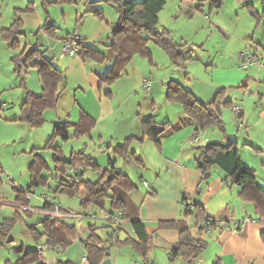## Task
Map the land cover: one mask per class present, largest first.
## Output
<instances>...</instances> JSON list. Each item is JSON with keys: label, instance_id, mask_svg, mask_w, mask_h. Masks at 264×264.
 <instances>
[{"label": "rangeland", "instance_id": "374dc122", "mask_svg": "<svg viewBox=\"0 0 264 264\" xmlns=\"http://www.w3.org/2000/svg\"><path fill=\"white\" fill-rule=\"evenodd\" d=\"M133 1L139 2L143 0ZM251 1L254 3L255 9L259 10L263 16L261 22L244 6L243 0H224L221 8H212L207 2L202 6L200 4L201 0H167L160 12L158 28L166 27L170 29L174 38L183 44V54L187 58L184 65L175 64L162 48L151 42L149 47L153 51L157 65H153L154 69L151 68L153 70L152 75L148 67L145 68L148 73L146 78L152 82L150 94L145 92L143 86V88H139L138 84L141 76L138 77L137 75L134 79L131 75L128 81H122L130 83L128 86L130 89L132 88L133 93L125 109L116 110L119 112H115L114 116L107 115L103 118L92 138H73L68 141L58 138L55 141V145L60 144L63 146L64 154L67 158L70 157L72 151H79L84 148L89 155H93L102 165L107 163L108 156L117 158L118 168L127 173L133 183L141 186L145 180L149 181L146 153L151 148H155V145L152 141L147 139L141 141L138 138L141 134L140 119L147 117L149 113H155L156 118L164 122L166 120L165 117H167V109L173 108V111H176L167 99V87L164 86L163 82L177 79L186 87L190 86L191 83H195L198 87L204 88L203 82L209 84L204 79L213 78V84H216L215 88L226 87V98L233 99L238 106L246 105L249 111L252 112V108L256 104H260L262 100L260 94L264 93V6L262 0ZM90 6L89 0H0V19H5L10 25L19 19L24 30L20 39V47L12 48L9 45L8 47L0 45V97H4V99L7 97L8 115L12 113L20 114L21 101L19 97L24 94L22 87L19 85L14 87V84H12L17 77L11 60L13 55L23 50L28 51L35 44H38L42 53L47 50V54L54 57L55 62L61 65L67 74L66 93L56 107L45 110L42 125L33 127L26 121L16 122L0 118V192L3 198L8 199L7 216L15 215L16 207L11 204L17 200L18 196L15 186L27 189L31 183L28 166L31 161L29 156L33 155L31 150L37 148L38 152L53 167L54 151L47 148L46 144L53 135L55 123L61 121L59 120L60 116L64 118L62 121H66L65 119H70L72 122L79 121V105L73 106L77 97L75 96V91L79 85L85 87L88 91L87 94L83 93V96H85L87 103L90 104L91 110L101 106L98 96L99 90L102 98L109 100L114 106L127 99L124 91L118 93L114 87L112 89L115 90L116 96L106 95L105 91L109 88L108 83H103L100 86V83L95 81V93L91 91L90 80L85 73H82L84 71L83 68L79 70L80 74L77 69H68L67 62L74 58L62 57V49L55 47L58 40H60V36L65 35L68 31L71 34L79 33L80 31H76V28H88L94 20L95 22H100L102 26H107V21H116L120 15L118 2H107L105 0L98 2L97 7L104 11L105 20L95 16L91 17L90 15L93 14L85 13ZM46 20H50L51 23L45 27L44 23ZM2 42L5 44L0 31V44ZM26 45L27 49L25 48ZM103 51L106 56L110 57L112 55L111 51L104 47ZM242 51L255 53L259 58V63L249 69H240ZM75 59L78 62H82L80 57ZM93 62H97L100 65L102 62H108V57L104 61L92 58L90 63ZM89 67L91 68L90 64ZM27 75L30 89L36 91V87L40 86L38 71L35 69ZM123 76L125 78L128 77L126 73ZM79 80L80 82H78ZM7 83L13 86H7ZM246 83H248L247 87H245ZM213 84L209 85L213 86ZM134 89L139 91L137 96L134 95ZM40 90L41 86L38 91ZM206 95L208 96V94ZM80 96L82 95H78V97ZM154 98L158 105L153 106L150 112V104ZM139 103H142V106ZM174 106L178 108V105ZM138 113H140L139 116ZM231 116L238 118V121L232 123L230 120ZM173 119L175 120L174 122H178L181 118L178 114H174ZM223 121L226 131L228 125L229 128L233 127L235 129L233 131L236 132L237 123L241 119L239 121L238 115L231 109V106H225L223 107ZM204 130L221 134V130L217 126H208ZM203 133L202 130V137L205 135ZM99 134H103V137L100 138ZM128 138H131L129 141L131 151L135 149L136 153L130 154L126 158L116 157L113 148L110 147L111 143L114 146ZM195 147L196 145L193 146L196 150ZM136 156L143 158L145 167L136 161ZM43 172L47 176L51 174L47 169H44ZM258 173L260 175V170L258 172L256 170V175ZM97 176V172L92 171V169L85 173L86 179H96ZM57 184L58 181L50 177L48 186L40 185L31 189L33 193H27V198L31 194L29 204L42 206L44 200L41 194L44 192L52 193L51 190ZM50 185L52 188L49 187ZM52 194L55 196L54 192ZM58 195L57 199L61 201L64 209L83 213L84 205L81 203L83 198L78 194L61 193ZM107 204L109 203L107 202ZM30 208L32 207L30 206ZM99 210L100 208L97 209V211ZM20 211L22 214L16 217L10 234L4 242H0L1 264H5L7 261L16 262L26 251L36 249L40 251V244L46 246L42 250L41 255L47 264H88V262L84 261V258L88 257L87 249L81 239L84 241L89 239L91 235L89 225L94 224V219L89 217L82 219L79 217L66 218L68 224L77 227V238L69 245L58 243L53 247L50 246L51 243L47 245L46 236L38 237L37 232H32L31 228L34 225L38 228V231L42 232L44 230L42 219H44L45 214L34 212V215H28L25 210ZM96 222H98L97 235L103 240L109 238L108 232L111 229L106 226V222L102 219H98V221L96 219ZM205 237L208 238L207 235ZM8 238H11L9 242H7ZM211 251L212 248L207 247L203 253H207V257L211 259ZM113 252H116L115 248H113ZM197 262L196 264H199Z\"/></svg>", "mask_w": 264, "mask_h": 264}, {"label": "trees", "instance_id": "16d2710c", "mask_svg": "<svg viewBox=\"0 0 264 264\" xmlns=\"http://www.w3.org/2000/svg\"><path fill=\"white\" fill-rule=\"evenodd\" d=\"M101 0L90 1L91 6L85 13L93 14L101 20H105L104 11L97 7ZM107 2H118L120 6V15L112 23L107 46L115 54V59L111 68L100 78V86L103 83L111 84L122 74L126 66L132 61L135 55H142L147 58L152 57V51L149 47L151 42L162 48L177 65H184L187 58L183 54V44L179 43L173 36L170 29L164 27L158 28L160 12L164 8L167 0H143L134 2L133 0H105ZM202 4L209 3L210 7L221 8L224 0H201ZM251 14L262 21L263 16L251 0H243ZM264 6V0H262ZM46 20L44 26L50 24ZM24 33L22 23L15 20L9 27L3 28L1 34L5 42L12 48L20 47V37ZM83 36V35H82ZM84 38V37H83ZM27 49V45L25 46ZM78 55L83 58H94L104 61L106 55L100 50L91 46H85L84 40ZM14 64V71L19 77V84L26 90V96L21 105V116L19 120L30 123L33 127L40 126L44 122V112L47 109L54 108L59 104L61 94L66 87V75L62 69L57 67L52 59L43 57L40 45L35 44L30 50H23L11 57ZM37 69L42 84L40 93L27 89L26 75L29 66ZM63 84V89L61 88ZM167 99L172 103H179L185 111V120L193 121L197 124V131L204 130L208 126H217L226 134V128L223 121V107L231 106L232 101L226 98V87H221L215 95L209 100L200 99L195 93L177 79H171L166 83ZM106 95H111L107 91ZM96 126V120L87 112H83L79 121H59L55 123L53 135L48 140L46 147L54 151L53 163L51 167L47 160L33 148L31 153L34 155L29 165L31 183L29 188H19L17 200L22 202L23 207L28 210L29 200L27 193L31 189L40 185L48 186L50 177L56 179L59 183L55 188L57 192L61 186L68 188V193L77 194L80 190L86 194L82 200L85 206L93 205L103 210L110 208L122 210V219L129 220L139 238L138 246L144 253L150 246V233L147 230L145 222L139 217L137 205L130 196V192L136 187L129 175L117 166V158L109 156L108 166L101 167L95 161L92 155L83 150L72 151L69 158L64 156L63 147L55 145L56 139L68 141L73 138H82L92 134ZM141 135L138 137L141 141L145 139L152 140L155 145L161 149V138L165 136L171 128L170 121L158 122L152 116L140 119ZM227 135V134H226ZM132 138V137H131ZM131 138L116 144L114 154L116 157L126 158L131 153L129 141ZM133 153V152H132ZM136 161L143 165L141 157L136 156ZM197 166L204 172H209L214 166L220 167L225 173V177L230 184L241 187L240 196L246 201L255 205V209L260 219H264V188L258 183L255 168L247 165L242 160L239 143L235 140L225 142L214 141L200 146V154L197 158ZM44 169L50 172V176H44ZM92 169L98 173L95 180L86 179L85 173ZM185 198L183 199L184 202ZM185 204V218L183 220H162L159 223L161 228H178L179 240L173 246L170 255L172 259L183 258L187 264H193L194 260L200 257L208 246V241L201 236L205 232L204 225L213 229L217 226V219L206 214L205 207L198 201H192L190 205ZM50 209L52 206L44 202L42 209ZM114 210V211H115ZM113 212V210H111ZM18 215L8 217L0 222V238L4 242L10 234L12 226ZM195 220L194 225L188 224L189 217ZM44 230L38 231L36 226H31L32 232H37L38 237L46 236L47 243L53 241H64L71 244L78 235V229L75 225H70L65 221L58 219L51 214H45L42 219ZM202 222V223H201ZM115 230L120 227L119 224L109 222ZM92 226V225H91ZM197 229L199 234H194L193 229ZM264 240V231L262 232ZM88 257V264H101L106 257V251L111 250L109 239L101 240V237L92 233L89 239L84 241ZM118 244V240L116 242ZM47 264L42 258L39 250L26 251L16 262L7 261L5 264ZM213 264H222L220 260Z\"/></svg>", "mask_w": 264, "mask_h": 264}, {"label": "crops", "instance_id": "0c3cea01", "mask_svg": "<svg viewBox=\"0 0 264 264\" xmlns=\"http://www.w3.org/2000/svg\"><path fill=\"white\" fill-rule=\"evenodd\" d=\"M90 1L91 0H89V3ZM200 4L202 6L205 5L202 4V2ZM83 16H87V15H83ZM90 16L94 17L93 15ZM114 22L115 21L112 22L107 21L108 25L102 26L100 22H95L94 20L91 22V25L88 28L83 27V29L82 28L75 29L78 32L79 31L82 32L79 33L82 34L84 37L85 46H91L93 48H96L106 55V53L103 51V47H104L105 49L110 50L112 53L110 57L108 55L106 56L108 57V62L105 63L102 62L100 65L97 64V62L90 63V60H92V58L90 57L83 58L82 55L70 57L74 59L67 62L68 69H77V72L79 74L81 73L79 72V70L83 68L84 71L82 73H85L88 76L91 85L90 90L93 92L95 90L94 89L95 81H98V83H100V78L104 76L107 73V71L111 68L115 59V54L107 46L109 42L108 38L110 35L111 25ZM9 26H10L9 22H6L5 19L3 20L0 19V31L3 28ZM69 34H71L70 31H68L65 35L60 36V40H58L55 47L62 49L63 39ZM21 38L22 37H20V39ZM0 45L2 47L5 46L8 47L7 42H5V44H3L2 42ZM43 57L47 59H52L54 64L60 69H62V66L59 65L57 62H55L54 57H51L50 55L47 54V50L43 51ZM79 57L82 59L81 60L82 62H78L77 59H75ZM89 64L91 65V68L89 67ZM153 65H157L153 53L151 58L144 57L140 54L135 55L132 61L126 66L124 70V74L126 73L128 77L125 78L122 74L117 81L115 80L113 83L108 84L109 88L108 90L105 91V93L107 91H111V96L115 97L116 96L115 90H117L118 93L124 91L127 96V99L124 102L118 103L115 106L112 102H109V100L103 99L101 96L102 95L101 91L99 90L98 96L101 101V106L97 107L94 110H91V108L89 107L90 104L87 103V101L85 100V96H83L84 95L83 93L86 94L88 93L87 89L85 87H81V85H79V87L76 88L75 96L77 97L75 99L73 106H77V104L79 105L78 106L79 108L78 110L80 112L79 119L82 113L85 111L96 120V126L93 129L92 134L86 137L92 138L93 133L97 132L96 128L99 126L103 118H105L107 115L114 116L117 112H119L116 110L125 109L126 104L131 100L133 93H132V88L130 89V87L128 86L130 83L129 84L128 82L124 83L122 81H128L131 75L135 79L136 76L138 75V77L141 76L138 86L139 88H143L142 87L143 81L147 76L146 74H148L145 68L148 67L149 72L152 75L153 70H151V68L154 69ZM35 69L36 68L33 67L32 65L29 66L27 74L31 73ZM63 72L65 73L67 78L66 71L63 70ZM15 73L17 77L15 78L14 83H12L14 84V87L18 85L20 86L18 74L17 72ZM26 80H27V89L34 91L30 89L28 77H26ZM204 81L209 84H213V78L204 79ZM78 82H80V80ZM167 82H163L165 87H166L165 84ZM12 84L7 83L6 85L12 87L13 86ZM202 84L204 88L198 87L197 85H195V83L194 84L191 83L190 85L191 87L190 86L187 87L190 88L197 97L203 100L211 99L213 97V94L219 88H221V87L219 88L216 87L217 88L216 89L215 88L216 84L215 85L213 84V86L206 84L204 82ZM247 85L248 83H246L245 87H247ZM40 86L42 90L41 81H40ZM40 86L38 85L35 89L36 91L34 92L40 93L41 90L38 91ZM62 86L63 84H61V88L63 89ZM112 87H114L115 90L112 89ZM23 90H24V94H21L19 97L20 98L19 100L21 101V105L26 96V90L24 88ZM138 92L139 91L134 89L135 96H137ZM65 93H66V87H64L63 89L59 102H61V98L65 95ZM258 93L260 94V92ZM206 94H208V96ZM78 95H82L80 96L82 97V99H80ZM260 98L262 99L260 101V104H256L252 108V112L249 111L246 105L238 106L234 103L233 99L227 98L228 100L232 101L231 109L235 113H236L235 110L236 107H240L242 109V115L239 117V121L240 119L241 121L237 123L236 126L237 131L234 132L233 130L235 129H233V127L229 128L227 125V131H226L227 135L221 131H220L221 134H218L214 131L206 132L205 130H203L204 132L203 134H205L203 137L201 136L202 130L197 132L196 123L184 119L186 114L183 109V106L179 103L170 102V105H173L176 111H173V108H169L166 110L167 117H165L166 118L165 121L171 122V128L170 131L161 138V143H162L161 149H159L152 140L147 139L149 141H152L155 145L154 146L155 148H153L155 150H153L152 148L150 150L151 154L150 151L146 153L147 162H148V167H147L148 168L147 175L149 177L148 182L151 184V186L147 187L144 184H142L141 186L135 184L136 187L130 192V196L132 200L137 205L139 217L145 222L147 230L150 233V246L147 250V254L144 255L143 251L139 249L138 246L139 238L137 237V234L132 226L131 221L122 219V221L120 222V227L118 228V230H115L116 227L115 226L111 227L109 225V222L104 218L105 212H111V210L113 211L115 210L110 208L109 204L107 206L109 210L100 209L99 211H97L98 208L96 206L84 205L83 212H85L89 208L93 209L98 214L97 221L98 219L104 220L106 222V226L111 229V231L108 232L109 238H107L109 239V243H110L109 245H112L110 250L111 254L109 255V258L111 259V264H143L145 259L151 261L152 264H187V262L183 258L177 257L176 259L173 260L170 255L173 246L179 240V229L161 228L159 226V223L162 220H173V219L183 220L186 214L184 202L188 204V202L191 203L192 201L200 202L205 207L206 214L208 216H211L219 220L216 227H214L210 231H205L201 234V236L208 241L207 247L212 248L211 259L207 257V253L205 254L203 253L202 255H200L198 260L194 261L195 264L196 261H198L197 263L199 264H213L217 260H220L222 264H264V240L262 239V232L264 231V219L259 218V215L257 214L255 209V205L252 202L246 201L243 198H241L240 196L241 187L235 184H230L225 177V173L220 167L214 166L209 171V175L206 176L205 175L206 172H204L201 168L197 166V161H196L200 154L201 145L214 141L225 142L228 140H235L239 143L240 154L244 163L255 168L257 172L258 170H260V175L259 173L257 174V181L264 188V93L260 94ZM152 100L153 101L150 104V112L153 106L158 105V103H156L155 101V98ZM7 102H8L7 97L5 99L4 97H0V118H5V120L8 121H16V122L21 121L19 120L21 116V111L19 115L16 113H12L8 115L9 112H7V110L9 107ZM139 105L142 106V103H139ZM174 105H178V108ZM139 114L140 113H138V116ZM174 114H178V116L181 118L180 121L174 122L175 121L173 119ZM149 116H152L156 121L161 122V120L156 118L155 113H149L147 117ZM59 120L62 121L64 120V118L60 116ZM65 120L71 121L70 119H65ZM230 120L232 121V123H235V121H238V118H234V116H231ZM244 126L245 128L243 129ZM195 133L200 134L201 140H203L202 143L201 140L199 141V143L201 144L191 143L190 139ZM99 136L100 138H102L103 134H99ZM195 145H196L195 147L196 150L193 148V146ZM112 146L113 144L111 143L110 147L113 148L114 150L116 144L113 147ZM80 150H83L84 152L87 153V150L85 148ZM134 153H136L135 149L131 151L130 154H134ZM29 157L31 158L32 161L34 155H30ZM108 158H107V163L105 165H102L100 162L97 161V159H95V161L99 163L101 167L106 168L108 166ZM141 159L143 161V166L145 167L144 160L143 158ZM49 165L52 167L50 163ZM1 169L2 171H4L3 168ZM44 176L47 175L44 174ZM92 180H95V178ZM58 185L59 183L57 184L56 187H58ZM29 186L30 185H28L27 188H29ZM49 187L52 188L51 185ZM15 188L18 191L19 188H17L16 186ZM55 188H53L51 191L52 193L54 192L56 201L58 200L57 202H59L62 205L61 201L57 199L59 196L58 194L68 193V188L66 186H61L57 192L55 191ZM79 192L82 195V196L80 195L81 198L83 199L86 198V194L83 191L80 190ZM184 198L185 200L183 202ZM21 199L22 200L20 201L16 200L15 202L11 203L14 207H16L15 210L16 215L19 216L22 214L20 210H25L28 215H34V212L37 213L41 212L46 214L44 211H42L43 205L32 206L31 204H29V206H31L32 208L26 210L22 205V202H24V200L23 198ZM7 200L3 198L0 192V222L10 217L7 216V211H8ZM247 216L253 218L254 221L248 222L244 224L240 229L234 230L233 225L235 221L245 218ZM57 218L66 222V218L68 217L65 216V217H57ZM93 221L94 224H91L92 226L89 225V228L91 229V234L95 233L97 235L98 222H96V219ZM188 224L190 225L195 224V220L192 216L189 217ZM193 233L196 235L199 234L196 228L193 229ZM113 234H115V237L113 236ZM205 235H207L208 238H206ZM101 240L103 239L101 238ZM117 240H118V244H116ZM1 241L2 240L0 238V242ZM49 243H47V245ZM58 243L59 244L64 243L65 245H69V243L64 241H60V242L53 241L50 246L54 247ZM40 245H43L44 248L46 247L44 244H40ZM113 248L116 249L115 253L113 252ZM43 249L40 248V252H42ZM43 260L46 262L44 258Z\"/></svg>", "mask_w": 264, "mask_h": 264}, {"label": "built area", "instance_id": "2783aa9c", "mask_svg": "<svg viewBox=\"0 0 264 264\" xmlns=\"http://www.w3.org/2000/svg\"><path fill=\"white\" fill-rule=\"evenodd\" d=\"M83 40H84V38L80 33H74V34L67 35L63 39L61 56L62 57L77 56L79 54L81 47H82ZM240 57L242 59V63L240 64L239 67L241 69H247V68L259 63V58L257 57V55L255 53H252L251 51H242ZM143 87H144L145 92L147 94H150L151 89H152L151 80H149L148 78H145L143 81ZM235 110H236V113L238 114V117H240L242 115V109L240 107H236ZM200 140H201V137H200V134H198V133H195L192 136V138L190 139L191 143H198ZM144 185L147 187L151 186V184L146 180L144 181ZM30 193H33V192H30ZM77 194L79 196L81 195L80 193H77ZM41 197L43 198L44 202L49 203L52 206V208H50V209L46 208V209L42 210L47 214H51V215H54L56 217H65V216L72 217L73 216V217H79L80 219L85 218V217H89V218H92L95 220L98 218L97 212H95L91 208H89L88 210H86L83 213L73 211V210L64 209L62 207V205L56 201L55 196L51 192H44L41 194ZM30 198H31V194L29 195L28 200H30ZM186 205H190V203L188 202V204L186 203ZM104 218L108 222H111V223L113 222V224H119L122 221V210L117 209L113 212H105ZM251 221H254V219L249 217V216L242 218L240 220H236L234 225H233V229L234 230L240 229L244 224L251 222ZM204 228L206 231L212 230L211 226L208 225V222L205 223ZM113 236L115 237V234H113ZM40 248L43 249L44 246L40 245ZM84 260H87V257H85ZM143 264H152V262L149 261L148 259H145Z\"/></svg>", "mask_w": 264, "mask_h": 264}, {"label": "water", "instance_id": "95a60500", "mask_svg": "<svg viewBox=\"0 0 264 264\" xmlns=\"http://www.w3.org/2000/svg\"><path fill=\"white\" fill-rule=\"evenodd\" d=\"M206 176H208L209 175V172H206V174H205ZM13 239V238H12ZM11 240V238H8L7 239V242H9ZM111 254V252H110V250H107L106 251V258L105 259H103V261L101 262V264H111V259L109 258V255Z\"/></svg>", "mask_w": 264, "mask_h": 264}]
</instances>
